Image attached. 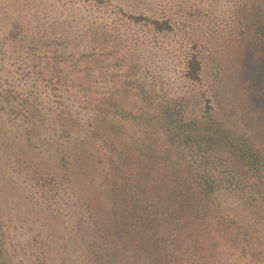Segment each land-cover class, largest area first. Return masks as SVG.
I'll return each mask as SVG.
<instances>
[{"label": "rangeland", "instance_id": "obj_1", "mask_svg": "<svg viewBox=\"0 0 264 264\" xmlns=\"http://www.w3.org/2000/svg\"><path fill=\"white\" fill-rule=\"evenodd\" d=\"M261 38L264 0H0V264H55L62 245L74 264H100L96 245L131 264L113 223L81 225L137 171L207 218L198 264H264V157L239 152L264 155Z\"/></svg>", "mask_w": 264, "mask_h": 264}, {"label": "trees", "instance_id": "obj_2", "mask_svg": "<svg viewBox=\"0 0 264 264\" xmlns=\"http://www.w3.org/2000/svg\"><path fill=\"white\" fill-rule=\"evenodd\" d=\"M154 25L157 31L162 32L171 30L172 28L168 20L164 21V23L154 21ZM260 40H262V54L264 56L263 39L261 38ZM189 65V79L198 81L201 72L200 61L194 56L190 60ZM175 113L172 107L168 109L167 120L171 124L176 122L174 120ZM179 131L183 130L179 129ZM193 137L191 133H186V141H192ZM223 138L230 139V135L224 133ZM246 146L244 144L239 148L242 158L246 160L251 158L257 162L263 161L264 155L262 153H258L254 157L247 155V150H244ZM69 176L74 177L72 174ZM121 176H111L106 183L112 197L111 208L108 207L107 213L101 207L103 204L96 199L91 198V204L86 206L87 209L89 208V222L82 221L81 225V229L85 234L93 235L95 234V229L98 232L100 230L101 232L102 230L104 231L102 228L104 224L106 226L104 219L106 218L109 223H113L112 229H114V233L118 239L117 244L122 245V258H132L133 262L131 264H168L171 262L175 264L183 262L186 264L188 247L185 246V240L191 242L189 250L190 252L193 250L192 258L196 260V264H198L197 260L204 261L208 259H206L205 252L200 251L199 242L200 235L210 226L206 223L207 218H205V215L201 214L198 217L202 220L200 226L191 219L194 217H185L183 212L184 207L179 206L180 203L177 201V196L176 199H174V195H172V199L168 197L169 202H167L163 196L165 191L160 186L151 188L148 184L144 183L147 182L145 180L147 178L145 177L150 176V173L147 171L144 173L143 179H141L142 173L138 171L132 173L129 179L126 177L121 178ZM164 202L166 205H164ZM188 205L186 204L185 207H188ZM96 218L99 221H95ZM91 219L93 220L92 223H90ZM215 240L212 239L208 246L212 252L209 254V257L214 259L213 254H215L214 252L219 247L218 242ZM172 246H174L173 252L175 253L171 254L170 247ZM62 247L63 254L60 259H57L58 255H56V259H54L55 264L57 262L61 264L63 262L65 264H74V260L69 259L70 253L66 254L64 252L68 251V249L63 245ZM94 248L99 250L94 254V257L99 260L100 264H124L120 261L119 253L110 250V253L103 254L100 252L102 250L99 249L98 245ZM75 259H78V255L75 256ZM204 264L209 263L206 262Z\"/></svg>", "mask_w": 264, "mask_h": 264}]
</instances>
